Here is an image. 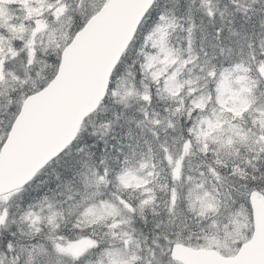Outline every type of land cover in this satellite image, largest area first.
Instances as JSON below:
<instances>
[{"label":"snow or ice","instance_id":"6c2138e0","mask_svg":"<svg viewBox=\"0 0 264 264\" xmlns=\"http://www.w3.org/2000/svg\"><path fill=\"white\" fill-rule=\"evenodd\" d=\"M0 264H264V0H0Z\"/></svg>","mask_w":264,"mask_h":264}]
</instances>
